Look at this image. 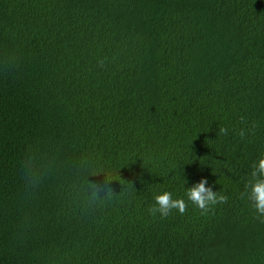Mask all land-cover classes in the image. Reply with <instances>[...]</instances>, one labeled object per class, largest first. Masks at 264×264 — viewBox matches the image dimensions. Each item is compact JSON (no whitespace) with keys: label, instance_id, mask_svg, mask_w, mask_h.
I'll return each mask as SVG.
<instances>
[{"label":"trees","instance_id":"trees-1","mask_svg":"<svg viewBox=\"0 0 264 264\" xmlns=\"http://www.w3.org/2000/svg\"><path fill=\"white\" fill-rule=\"evenodd\" d=\"M261 155L264 0H0V264H264Z\"/></svg>","mask_w":264,"mask_h":264},{"label":"clouds","instance_id":"clouds-1","mask_svg":"<svg viewBox=\"0 0 264 264\" xmlns=\"http://www.w3.org/2000/svg\"><path fill=\"white\" fill-rule=\"evenodd\" d=\"M101 65L103 61L100 62ZM219 131L227 135V129L220 128ZM243 135V132H241ZM93 189H98L99 185L94 181H89ZM93 195H98L94 192ZM188 200L194 204L201 215L211 214L214 206L228 202V197L217 191H213L210 186H207V180L201 178L199 182L187 188L186 192ZM241 198L245 199L254 210L257 220L264 222V155H261L252 164L251 179L245 186V191L241 194ZM155 203L149 207L148 211L155 216L159 213L161 216L169 215L172 210L184 214L188 210V205L182 198H173L172 194L164 191L154 197Z\"/></svg>","mask_w":264,"mask_h":264}]
</instances>
